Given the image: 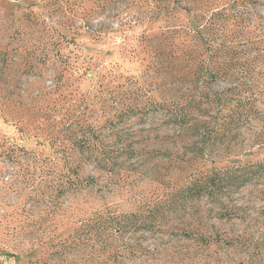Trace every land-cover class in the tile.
<instances>
[{
    "label": "rangeland",
    "instance_id": "rangeland-1",
    "mask_svg": "<svg viewBox=\"0 0 264 264\" xmlns=\"http://www.w3.org/2000/svg\"><path fill=\"white\" fill-rule=\"evenodd\" d=\"M231 1L0 0V137L46 155L54 149L51 140L75 151L74 141L83 131L90 135L92 126L100 149L114 151L118 138L132 136L128 141L140 148L176 151L172 141L164 139L174 132L167 124L168 110L185 103L187 94L197 95L185 77L197 72V64L209 54L194 33L196 12L205 17L207 33L215 31L221 37L218 43L234 42L233 50L220 52L219 59L238 51L236 73L245 81L258 78L264 88V0L241 5ZM260 103L264 108V94ZM140 106L147 116L133 115L130 108ZM122 110H127L123 123L110 126L107 120ZM173 138L179 140L177 135ZM263 158L264 151L214 156L201 169L231 166L232 159L238 165ZM144 160L139 164L137 158L127 159L113 174L86 164L85 171L100 175V184L111 189L101 195L84 189L65 196L64 204L91 210L105 201V209L131 213L162 200L165 232L146 233L141 240L153 253L130 263L264 264V196L258 186L249 185L233 195L229 205L240 208L239 217L210 216L203 232L213 241L206 245L172 231L182 226L189 212H206L212 204L204 197L190 201L185 212H173L179 205L174 207L172 193L182 187L185 175L180 176L179 170L166 174L172 163L165 157ZM24 167L0 157V264L14 263L6 252L24 255L39 238L52 237V243L77 225L70 217L57 229L43 232L42 227L30 235L20 231L12 235L14 225L28 221L22 208L33 203L30 172ZM30 169L37 173L38 167ZM32 213L44 211L35 207ZM125 239L134 240L128 235Z\"/></svg>",
    "mask_w": 264,
    "mask_h": 264
},
{
    "label": "trees",
    "instance_id": "trees-1",
    "mask_svg": "<svg viewBox=\"0 0 264 264\" xmlns=\"http://www.w3.org/2000/svg\"><path fill=\"white\" fill-rule=\"evenodd\" d=\"M259 1L232 0L231 4ZM196 16L198 23L194 33L209 54L197 64V72L187 73L185 77L198 90L197 95L187 94L185 103L168 110L167 124L174 132L164 139H170L176 151H167L170 148L160 146L140 148L134 141H128L132 136L118 138L114 151L100 149L101 140L92 126L88 130L90 135L83 131L74 141L72 147L75 151L65 146L62 148V144L57 145L51 140L49 145L54 149L46 155L0 137V157L3 156L14 166L24 165V169L30 172L29 198L33 203L31 207L22 208V211L26 210L28 221H25L24 226L19 225L20 228L14 225L10 230L12 235L17 231L30 235L42 227L43 232L57 229L58 226H64V221L70 217L77 223L67 237L52 243V237L44 240L41 237L38 239L41 241L34 243V247L24 255L6 252L7 258L14 259L13 264H151L130 262L153 253V249H149L141 240L146 233L165 232L163 201L153 203L145 211L131 213L105 209V201L102 202V208L94 207L91 210L80 205L66 207L64 197L69 194L88 189L101 195L111 189L107 183L105 187L100 184V175L85 171L84 166L88 163L100 172L113 174L122 168L121 162L127 159L137 158L140 164L147 158H167L172 166L167 167L166 174L179 170L180 176L185 175L182 176V187L172 193L174 207L179 205L172 209L173 212H177V209L185 212V206L190 201L204 197L212 204L206 212H189L182 226L174 227L172 232L177 236L196 237L206 245L213 240L211 234L203 232V229L213 214L218 218L240 216V208L229 205L235 193L253 185L258 186L264 196V158L238 165L232 159L231 166L207 171L201 169L202 164L214 160V156L228 158L234 154L251 155L256 151H264V108L260 103L264 88L259 87L258 78L245 81V76L236 73L238 61L234 59V54L238 51L234 50L230 58L219 59L220 52L229 53L233 50L234 42L227 40L218 43L221 37L215 31L212 35L207 33L209 29L206 31L208 23L204 21L205 17L198 12ZM226 81L228 85L220 87V83ZM207 85H210V89L206 88ZM130 110L134 116H147L145 107H132ZM126 112L116 111L107 123L115 128L123 123ZM174 135L179 140H175ZM120 158L122 161L118 163ZM30 166L38 167L37 173L30 171ZM35 207L41 208L44 213L33 214ZM126 235L134 240L126 241ZM220 237L216 235V238Z\"/></svg>",
    "mask_w": 264,
    "mask_h": 264
}]
</instances>
